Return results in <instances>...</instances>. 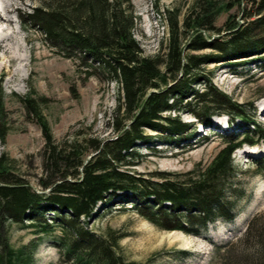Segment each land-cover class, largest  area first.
<instances>
[{
  "label": "trees",
  "instance_id": "1",
  "mask_svg": "<svg viewBox=\"0 0 264 264\" xmlns=\"http://www.w3.org/2000/svg\"><path fill=\"white\" fill-rule=\"evenodd\" d=\"M179 12L167 11L165 51L149 57L134 37L137 16L132 0H36L25 23L40 30L57 54L72 60L84 79L117 84L116 106L107 121L114 136L102 140L78 130L55 141L34 100L21 99L43 133V175L37 179V192L13 162L5 155L0 158V264L32 263L36 240L18 249L9 243L7 224H21L24 218L36 235L60 230L55 247L66 264H127L115 255L111 241L92 235L81 221L90 218L97 205L106 207L117 197L130 201L140 217L167 232L198 235L216 220L232 219L233 205L225 197L233 192L231 156L243 144L263 142L264 128L256 122L253 107L247 115L245 104L201 73L209 63L231 64L238 58L264 63V0H192L181 20ZM222 15L226 19L217 25ZM204 50L209 52L197 53ZM180 113L205 127L212 125L213 116L225 115L228 124L238 119L246 129L221 135L224 146L207 166L196 165L174 179L160 173L144 177L126 169L135 144L151 139L145 130L190 142L195 127L182 121ZM4 135L0 132V140ZM254 167L264 176V158L254 160ZM46 210L54 211L50 223ZM251 222L247 236L252 234ZM254 238L255 255L264 264V231Z\"/></svg>",
  "mask_w": 264,
  "mask_h": 264
},
{
  "label": "rangeland",
  "instance_id": "2",
  "mask_svg": "<svg viewBox=\"0 0 264 264\" xmlns=\"http://www.w3.org/2000/svg\"><path fill=\"white\" fill-rule=\"evenodd\" d=\"M191 1L132 0L137 16L134 37L145 56L165 51L169 31L167 11H180L181 20ZM6 5H11L6 13L11 29L9 41L12 47L20 44L21 59L9 60L0 68V132L5 133L0 140V158L5 155L19 176L39 192L37 179L43 175L45 140L31 109L21 99L30 96L34 100L55 141L71 137L78 130L106 140L114 136L107 121L116 106L117 84L84 79L72 60L57 54L40 30L25 23L36 0H0L3 17ZM231 12L238 13L235 9ZM225 19L226 15H222L217 25ZM207 75L218 90L245 104L247 115L253 113L250 108L253 107L256 122L264 128V63L254 58H238L231 64L209 63L201 73L202 77ZM199 87L197 83L195 89ZM180 118L195 127L196 134L189 143L164 139L145 130L151 139L135 144V156L126 169L144 177L155 178L160 173L174 179L196 165L207 166L224 146L220 131L214 126L223 125L227 117L214 116L211 127L205 128L187 113H180ZM234 123L240 122L237 119ZM260 156H264V142L234 151V174L229 181L233 192L225 193L234 215L231 220L208 224L198 235L161 230L140 217L130 201L119 197L106 207L97 205L90 218L81 220L83 227L92 235L111 241L115 255L127 264H260L253 248L254 235L264 231V177L255 173L253 163V158ZM44 215L50 223L54 211L46 210ZM249 221H252V234L247 236ZM29 223L24 218L21 224H7L10 245L18 249L36 240L31 264H66L55 247L60 230L55 228L36 235L35 227Z\"/></svg>",
  "mask_w": 264,
  "mask_h": 264
},
{
  "label": "bare ground",
  "instance_id": "3",
  "mask_svg": "<svg viewBox=\"0 0 264 264\" xmlns=\"http://www.w3.org/2000/svg\"><path fill=\"white\" fill-rule=\"evenodd\" d=\"M10 7L11 5H6L3 8L4 17L0 15V68L5 67L9 60L13 61L17 57L21 59L18 54L20 44L17 43L15 47H12V44L9 41L11 37V29L8 25L9 19L7 18L6 13L9 11ZM3 23L6 25L4 26ZM252 154L254 155L257 153Z\"/></svg>",
  "mask_w": 264,
  "mask_h": 264
},
{
  "label": "water",
  "instance_id": "4",
  "mask_svg": "<svg viewBox=\"0 0 264 264\" xmlns=\"http://www.w3.org/2000/svg\"><path fill=\"white\" fill-rule=\"evenodd\" d=\"M186 47H184V50H185Z\"/></svg>",
  "mask_w": 264,
  "mask_h": 264
}]
</instances>
